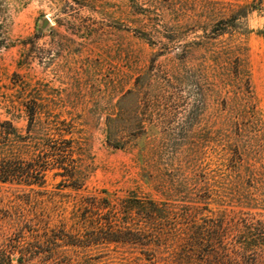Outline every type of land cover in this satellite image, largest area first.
<instances>
[{"label": "rangeland", "instance_id": "rangeland-1", "mask_svg": "<svg viewBox=\"0 0 264 264\" xmlns=\"http://www.w3.org/2000/svg\"><path fill=\"white\" fill-rule=\"evenodd\" d=\"M251 1L0 0L6 148L48 162L0 182V264L252 262L264 10L219 22Z\"/></svg>", "mask_w": 264, "mask_h": 264}, {"label": "trees", "instance_id": "trees-1", "mask_svg": "<svg viewBox=\"0 0 264 264\" xmlns=\"http://www.w3.org/2000/svg\"><path fill=\"white\" fill-rule=\"evenodd\" d=\"M261 8L264 10V0H252L248 5H244L233 12L229 18L222 19L219 22L220 24H225V26L231 28L235 26L234 22L236 18L242 16V14L247 12L248 9ZM258 34L264 41V27L258 32ZM12 131H15L12 121L0 119V182L5 183L16 181L24 182L26 184H37L39 180L44 179V172L48 164L46 157L47 154L39 153L37 156L33 157L37 163L36 168H30L31 170L26 171L23 175V171L19 166L21 161L20 158L9 152L6 148L8 147L7 142H9L10 136L13 135ZM245 229L248 230V234L241 236L243 239L242 243L252 247L254 249L253 253L255 252V254L249 253L250 255L248 254L249 256H247L252 259L250 264H264V221L249 222L246 224ZM225 254L226 253H224V255ZM216 262H219V260H216Z\"/></svg>", "mask_w": 264, "mask_h": 264}, {"label": "water", "instance_id": "water-1", "mask_svg": "<svg viewBox=\"0 0 264 264\" xmlns=\"http://www.w3.org/2000/svg\"><path fill=\"white\" fill-rule=\"evenodd\" d=\"M48 20L47 19H45V22H47Z\"/></svg>", "mask_w": 264, "mask_h": 264}]
</instances>
